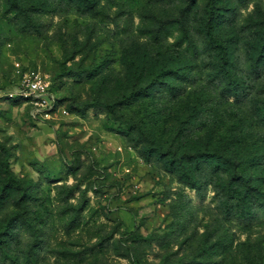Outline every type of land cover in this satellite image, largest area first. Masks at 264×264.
<instances>
[{
  "label": "rangeland",
  "instance_id": "obj_1",
  "mask_svg": "<svg viewBox=\"0 0 264 264\" xmlns=\"http://www.w3.org/2000/svg\"><path fill=\"white\" fill-rule=\"evenodd\" d=\"M0 264H264V0H0Z\"/></svg>",
  "mask_w": 264,
  "mask_h": 264
},
{
  "label": "built area",
  "instance_id": "obj_2",
  "mask_svg": "<svg viewBox=\"0 0 264 264\" xmlns=\"http://www.w3.org/2000/svg\"><path fill=\"white\" fill-rule=\"evenodd\" d=\"M20 95L27 98L28 102L33 105L32 117L35 119L43 113L45 117H48L57 105L55 95L38 77L24 82Z\"/></svg>",
  "mask_w": 264,
  "mask_h": 264
}]
</instances>
